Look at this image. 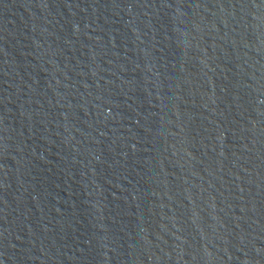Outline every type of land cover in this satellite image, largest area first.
<instances>
[{
  "label": "water",
  "instance_id": "95a60500",
  "mask_svg": "<svg viewBox=\"0 0 264 264\" xmlns=\"http://www.w3.org/2000/svg\"><path fill=\"white\" fill-rule=\"evenodd\" d=\"M0 264H264V0H0Z\"/></svg>",
  "mask_w": 264,
  "mask_h": 264
}]
</instances>
